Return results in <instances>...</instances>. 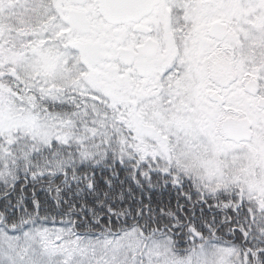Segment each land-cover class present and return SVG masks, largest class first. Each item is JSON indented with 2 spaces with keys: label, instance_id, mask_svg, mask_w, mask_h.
Listing matches in <instances>:
<instances>
[{
  "label": "snow or ice",
  "instance_id": "6c2138e0",
  "mask_svg": "<svg viewBox=\"0 0 264 264\" xmlns=\"http://www.w3.org/2000/svg\"><path fill=\"white\" fill-rule=\"evenodd\" d=\"M0 264H264V0H0Z\"/></svg>",
  "mask_w": 264,
  "mask_h": 264
}]
</instances>
